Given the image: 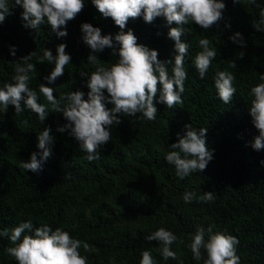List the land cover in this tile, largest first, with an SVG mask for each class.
Instances as JSON below:
<instances>
[{
  "label": "trees",
  "instance_id": "obj_1",
  "mask_svg": "<svg viewBox=\"0 0 264 264\" xmlns=\"http://www.w3.org/2000/svg\"><path fill=\"white\" fill-rule=\"evenodd\" d=\"M223 2L226 8L218 25L207 30L194 22L184 26L191 33L186 31L181 36V42L189 44L183 104L169 109L158 102V93L154 99L155 121L137 119L140 113L136 117L121 116V123L111 126L112 139L99 149L98 160L89 162L87 153L67 130L57 131L67 123L62 112L50 110L41 122L23 103L21 115L15 114L12 105L6 112L0 107V230L8 229L10 234L12 228L28 220L34 228L43 224L53 230L60 227L91 246V252L80 249L88 264H140L145 250L152 252L157 264H203V259H193L188 245L198 227L207 230L212 225L213 232L237 237L240 264H264V150L256 151L251 146L259 133L249 111L251 88L264 82L260 80L264 75V31L253 27V21L261 18L264 0H255V4L251 0ZM8 6L11 14L0 23V88L12 82L13 63L35 51L37 56L30 62L36 64L37 71L31 74L29 87L37 91L39 103L51 108L39 93L40 84L54 88L57 99L71 91H82L87 100V82L95 65L87 61L91 49L83 42L81 25L90 23L113 40L121 29L110 17H103L91 0H85L83 11L67 22V36L59 38L47 22L37 30L24 27L23 8L14 6V0H8ZM176 26L168 25L164 17L146 23L141 16L129 19L123 31L132 30L139 45L158 51L159 60L174 61L175 42L168 31ZM237 32L245 41L243 47L229 39ZM201 38H208L217 53L204 79L199 78L194 65L196 54L202 50L198 44ZM61 43L67 45L65 51L71 61L63 76L48 84L44 77L50 75L55 64L38 63L37 57L43 56L45 49L56 56ZM241 52L243 58H239ZM95 54L105 67L119 58L108 48ZM231 61L236 68L229 67ZM172 66L168 65L170 76ZM225 70L236 77L237 91L229 104L221 101L214 84L216 72ZM81 72L89 76H81ZM106 107L111 109L113 105ZM186 124L196 130L207 128L206 145L213 159L201 173L181 180L165 156L173 150L171 144L178 141L177 134L185 135ZM45 127L51 128L54 137L52 155L39 172L22 169V161L29 162L32 153L41 151L38 134ZM185 192H195L197 197L213 192L215 199L185 202ZM161 227L183 239V244L172 245L179 260L165 261L158 251L159 242L146 239ZM14 246L7 236L0 237V264H18L6 252ZM202 255L206 258L204 250Z\"/></svg>",
  "mask_w": 264,
  "mask_h": 264
},
{
  "label": "clouds",
  "instance_id": "obj_2",
  "mask_svg": "<svg viewBox=\"0 0 264 264\" xmlns=\"http://www.w3.org/2000/svg\"><path fill=\"white\" fill-rule=\"evenodd\" d=\"M98 12L105 18H111L121 31L115 35L114 40L119 44L117 49L111 35H102L101 29L93 27L90 23H83V42L91 49L87 61L95 65V71L89 76L81 72V76L88 75L87 100L84 99L82 91L62 94L59 99L54 96L55 89L39 85V93L45 97L49 109L45 104L39 103L37 91L29 87L33 79L36 64L31 63L33 57L37 56L34 51L29 55L21 57L14 64V75L11 83H5L0 88V107L6 112L9 105L14 106L15 114L21 115L24 107L36 113L39 120L43 122L48 112H62L67 123L58 127L57 131L68 134L79 143L80 149L87 153L86 159L91 162L100 158L99 149L111 141V126L121 123V116L137 117L148 121H155L157 118V107L154 99L159 93L158 102L166 104L169 109L176 105L183 104L182 94L185 92V81L187 72L185 70V58L188 55L189 44L181 42V36L189 29L184 26L190 22L195 23L202 29H210L213 25L223 19V11L226 8L223 0H91ZM233 3H240V0H233ZM255 4V0H251ZM14 6L23 8L22 19L24 27L37 30L47 22L57 37H66V25L68 21L75 19L84 9L85 0H14ZM11 14L8 0H0V23L7 15ZM143 16L146 23H152L157 17H164L170 27L168 37L172 39L176 55L173 60L161 61L158 59V51L149 49L137 43V37L132 30L124 32L129 19H136ZM259 21H253L256 31H264V10H261ZM230 27V25H226ZM229 39L234 43L245 46L242 35L237 32ZM201 51L194 59L195 68L200 79L212 66L216 58V49L210 47L211 41L208 38H201L198 41ZM66 44L57 46V55L53 56L52 51L45 49L43 56L37 57L38 63L55 64L50 75L44 77L48 84H53L57 78L63 76L65 66L71 61V56L66 53ZM106 48L112 50V55L117 56V63L111 67H105L95 53L103 52ZM15 56L16 49H10ZM244 53L239 54L243 58ZM173 65L171 76L168 65ZM230 68H236L235 61H231ZM236 77L230 71H217L215 88L218 96L224 104L232 102L236 93L234 81ZM264 81V75H260ZM105 92L108 94L105 95ZM251 106L249 108L252 123L258 130L254 137L252 148L256 151L264 150V82L253 86L249 93ZM62 101H67L62 105ZM106 104H112L111 109ZM119 114V115H118ZM25 125L28 124L24 120ZM187 129L184 136L178 135V141L171 144L172 151L168 152L165 159L168 164L174 165L177 177L183 180L192 173L204 171L208 163L213 159L206 145L207 128L196 130L191 124H186ZM54 137L51 128L45 127L38 134L39 153H32L29 162L22 161L19 165L24 170L34 173L39 172L42 163L52 155ZM40 159H37V156ZM264 164V161H261ZM183 199L191 202L198 199L201 202H213L215 194L204 192L197 197L195 192H185ZM214 226L210 225L207 230L198 227L191 237L188 245L192 252L193 259L203 264H240V257L237 255L239 240L236 236L221 231L213 232ZM32 235L24 234L25 232ZM22 234L23 237H22ZM7 236L15 245L8 247L6 252L14 257L18 264H88L86 256L81 255L80 249L91 252V246L80 239L73 238L69 232L57 227L55 230L47 224L35 227L31 220L24 221L11 229L0 230V237ZM207 236V238H206ZM148 241L159 242V253L165 261L179 260L175 251L172 250L174 243L183 244V239L177 237L172 231L163 227L154 231L146 237ZM206 253V258L202 255ZM140 264H157L152 252H142Z\"/></svg>",
  "mask_w": 264,
  "mask_h": 264
}]
</instances>
